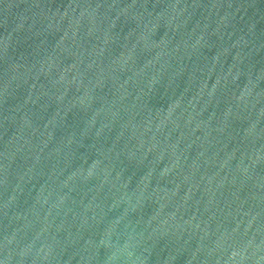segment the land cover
Masks as SVG:
<instances>
[{"label":"water","instance_id":"water-1","mask_svg":"<svg viewBox=\"0 0 264 264\" xmlns=\"http://www.w3.org/2000/svg\"><path fill=\"white\" fill-rule=\"evenodd\" d=\"M0 264H264V0H0Z\"/></svg>","mask_w":264,"mask_h":264}]
</instances>
